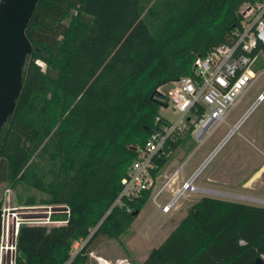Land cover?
Listing matches in <instances>:
<instances>
[{
    "label": "trees",
    "instance_id": "obj_1",
    "mask_svg": "<svg viewBox=\"0 0 264 264\" xmlns=\"http://www.w3.org/2000/svg\"><path fill=\"white\" fill-rule=\"evenodd\" d=\"M256 1L37 0L21 90L0 133V207L6 183L39 192L20 201L64 211L52 213L57 223L19 224L13 264H86L95 238L130 228L204 111L194 107L189 126L154 156L151 186L113 205L138 149L169 123L156 120L168 106L159 87L233 43L241 6ZM258 256L264 205L203 195L141 264H254Z\"/></svg>",
    "mask_w": 264,
    "mask_h": 264
},
{
    "label": "rangeland",
    "instance_id": "obj_2",
    "mask_svg": "<svg viewBox=\"0 0 264 264\" xmlns=\"http://www.w3.org/2000/svg\"><path fill=\"white\" fill-rule=\"evenodd\" d=\"M262 60H264V55L263 59L259 57L255 64V69L262 70V73L230 109L226 121L218 123L201 144L192 135L187 148H181L170 164L156 178L150 198L137 214L130 228L117 238L104 234L95 238L89 245L90 251L86 264H141L151 249L158 246L188 213L192 203L203 195L264 205V168L257 174L261 162L254 159L251 161V153H254L255 159L257 158L256 149L246 138H250V133L256 128L264 126V99L248 113L234 136L219 148L211 160L196 175L195 183L203 186L204 190L180 192L168 212L164 211L158 204H164L176 196L178 188L185 180L184 177L191 176L198 169V161L203 156L205 148L210 143L217 142L232 124L244 117L256 101L258 94L264 91V63L260 64ZM172 84L170 81L159 87L164 96H167ZM160 110L171 119H175L178 115L171 107H161ZM247 129H251V132ZM239 151L249 152L250 157L246 162H244V153L243 155L241 153V156L237 158L238 162L233 157L234 153ZM223 160L224 162H222ZM222 165L226 167V171L216 172L213 179H207V175L211 171ZM177 169L178 172L175 173ZM160 189L162 191L157 197V203L154 200V195ZM31 193L39 196V192L34 189H16L6 183L1 184L2 236L0 244L2 250L0 264H13L14 229L17 222L52 218L53 212L64 211V209H53L51 205L27 204L17 199V194L25 197ZM46 224H51V221ZM79 247L80 243L78 242L74 249Z\"/></svg>",
    "mask_w": 264,
    "mask_h": 264
},
{
    "label": "built area",
    "instance_id": "obj_3",
    "mask_svg": "<svg viewBox=\"0 0 264 264\" xmlns=\"http://www.w3.org/2000/svg\"><path fill=\"white\" fill-rule=\"evenodd\" d=\"M240 11L242 20L241 27L236 31V40L233 43L215 46L206 55H198L194 61L195 74L183 75L172 81L173 84L167 93L168 106L162 107H171L178 115L175 119L162 112L156 115L157 121L165 116L169 123L151 133L145 145L138 149V156L128 165L126 173L121 178L122 189L113 205H125L126 199L140 196L151 186L154 156L164 153L166 143L174 138L175 133H181L189 126L188 115L194 107L198 104L204 106L203 113L193 120L192 131L199 143H202L218 123L226 121L230 109L262 73V70L255 69V64L260 55H264V0L244 3ZM263 99L264 91L258 95L259 101ZM240 123L238 121L231 127L229 135L238 130ZM177 172L178 169L175 173ZM198 173L196 170L185 178L174 198L164 204L158 203L157 197L162 191L160 189L154 195V200L168 212L180 192L204 190L203 186L194 181ZM127 209L130 210V206H127ZM41 219L28 222L58 221L50 217ZM18 223L14 229L15 238ZM13 247L15 250V239Z\"/></svg>",
    "mask_w": 264,
    "mask_h": 264
},
{
    "label": "water",
    "instance_id": "obj_4",
    "mask_svg": "<svg viewBox=\"0 0 264 264\" xmlns=\"http://www.w3.org/2000/svg\"><path fill=\"white\" fill-rule=\"evenodd\" d=\"M36 3L37 0H0V133L14 109L21 90L23 66L27 55L32 50V43L25 33V28ZM225 139L198 168V172L220 148ZM1 232L0 209V240ZM1 250L0 244V260ZM254 264H264V257L258 256Z\"/></svg>",
    "mask_w": 264,
    "mask_h": 264
},
{
    "label": "crops",
    "instance_id": "obj_5",
    "mask_svg": "<svg viewBox=\"0 0 264 264\" xmlns=\"http://www.w3.org/2000/svg\"><path fill=\"white\" fill-rule=\"evenodd\" d=\"M263 92V91H262ZM261 93V92H260ZM259 93V94H260ZM258 94V95H259ZM261 101H263V100H261ZM260 101L258 100V96H257V99H256V101L254 102V104H252V106L248 109V111L245 113V115L250 111L251 112V110L259 103ZM244 115V116H245ZM243 118V117H242ZM242 118H240L239 120H237L235 123H237L238 121H240ZM234 123V124H235ZM234 124H232L231 126H230V128H229V130L227 131V132H225L224 134H222L221 136H220V138H219V140L217 141V142H215V143H210V145L208 146V147H206L205 148V150H204V152H203V156L199 159V161H198V168H200V166H202V164L206 161V159L209 157V155L217 148V146L228 136V134H229V131H230V129H231V127L234 125ZM247 131H249V132H251V129H247ZM212 132V131H211ZM235 132H237V131H235ZM235 132L234 133H232V134H230L226 139H225V141L222 143V145L220 146V147H222L231 137H233L234 136V134H235ZM244 137H246L243 133H241ZM248 140H249V142L251 143V145H253L254 147H255V149H256V156H257V158L255 159V155H254V153H251V161L254 159V160H256V161H258V162H261V167H259L258 169H257V174L258 173H260L261 171H262V169L264 168V126H261V127H258V128H256L254 131H252L251 133H250V138L249 137H246ZM204 142V141H203ZM202 142V143H203ZM199 144H201V143H199ZM219 150V149H218ZM217 150V151H218ZM216 151V152H217ZM215 152V153H216ZM241 153H242V155H243V153L245 154V159H244V162H246L247 160H248V157H250V155H249V152L247 151H239L238 153L237 152H235L234 153V155H233V157H235L236 159L239 157V156H241ZM214 156V155H213ZM212 156V157H213ZM211 157V158H212ZM211 158L209 159V160H211ZM208 160V161H209ZM208 161L205 163V165L208 163ZM239 160L237 159V162H238ZM222 162H224V160L222 161ZM204 165V166H205ZM203 166V167H204ZM202 167V168H203ZM198 170V169H197ZM196 171V170H195ZM223 171H226V167L224 166V165H222V166H219L216 170H214V171H211L208 175H207V179H213L215 176H216V172H219V173H221V172H223ZM200 172V171H199ZM183 177H184V175H183ZM223 177H227V176H223ZM184 178H186V177H184ZM174 190V189H173ZM166 238V237H165Z\"/></svg>",
    "mask_w": 264,
    "mask_h": 264
},
{
    "label": "bare ground",
    "instance_id": "obj_6",
    "mask_svg": "<svg viewBox=\"0 0 264 264\" xmlns=\"http://www.w3.org/2000/svg\"><path fill=\"white\" fill-rule=\"evenodd\" d=\"M249 112H250V111H249ZM249 112H248V113H249ZM248 113L243 117V119H242L240 122H242V121L244 120V118L248 115Z\"/></svg>",
    "mask_w": 264,
    "mask_h": 264
}]
</instances>
